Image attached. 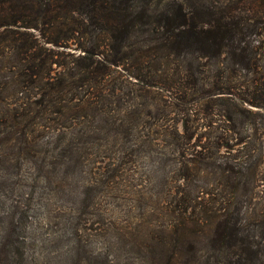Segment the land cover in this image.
Segmentation results:
<instances>
[{
  "label": "rangeland",
  "instance_id": "obj_1",
  "mask_svg": "<svg viewBox=\"0 0 264 264\" xmlns=\"http://www.w3.org/2000/svg\"><path fill=\"white\" fill-rule=\"evenodd\" d=\"M205 1L241 19L242 50L227 42L190 67L126 62L96 84L72 69L73 47L39 44L65 101L22 87L17 58L0 54V243L12 264H208L207 216L247 192L241 218L264 221V1ZM244 162L251 190L233 178ZM253 261L264 264V245Z\"/></svg>",
  "mask_w": 264,
  "mask_h": 264
},
{
  "label": "trees",
  "instance_id": "obj_2",
  "mask_svg": "<svg viewBox=\"0 0 264 264\" xmlns=\"http://www.w3.org/2000/svg\"><path fill=\"white\" fill-rule=\"evenodd\" d=\"M230 10L205 0H0V54L7 50L17 58L22 87H40L42 96L54 102L65 101L60 97L68 93L65 81H55L51 76L47 62L52 55L38 48L39 44L73 47L77 56L72 69L98 84L109 76L111 68H123L126 62L137 71L143 63L154 67L170 57L180 66L190 67L191 61L219 58L227 42L235 41L242 50L238 28L241 19L233 18ZM231 54L242 56L234 49ZM80 99L74 98L81 103ZM243 165L233 178L242 190H251L253 174H248L247 162ZM223 171L221 178L230 181L232 173ZM239 197V206L207 216L208 221L214 218L209 244L216 256L208 264L259 262L253 260L256 256L258 259L259 248L264 245V221L257 220V225L248 229L241 217H246L250 195L241 192ZM191 223L197 225L199 221L192 219ZM184 230H174L176 242ZM9 245L0 243V264L13 263L8 261ZM220 256L228 261L220 262Z\"/></svg>",
  "mask_w": 264,
  "mask_h": 264
}]
</instances>
